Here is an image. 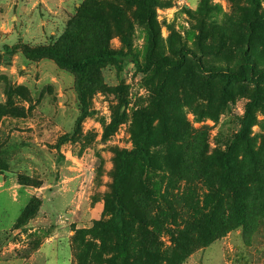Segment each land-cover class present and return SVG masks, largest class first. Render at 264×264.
Masks as SVG:
<instances>
[{
    "label": "rangeland",
    "instance_id": "obj_1",
    "mask_svg": "<svg viewBox=\"0 0 264 264\" xmlns=\"http://www.w3.org/2000/svg\"><path fill=\"white\" fill-rule=\"evenodd\" d=\"M159 1L149 28L128 0H0V174L32 192L33 211L16 228L24 201L0 212L8 227L17 218L0 229V264H116L117 154L143 131L151 164L132 163L122 195L127 264H264V0ZM67 34L80 36L75 58L124 50L123 35L142 61L192 55L179 69L105 62L80 76L25 52L61 48ZM198 61L252 68L238 80ZM250 103L232 160L247 217L222 225L218 157Z\"/></svg>",
    "mask_w": 264,
    "mask_h": 264
},
{
    "label": "trees",
    "instance_id": "obj_2",
    "mask_svg": "<svg viewBox=\"0 0 264 264\" xmlns=\"http://www.w3.org/2000/svg\"><path fill=\"white\" fill-rule=\"evenodd\" d=\"M135 2L139 10L141 11L142 21L149 27L153 26V11L152 7L159 4V0H128ZM82 36V34H81ZM80 36L66 35L68 39L67 43H63L61 48L57 47H38L36 49H25L27 55L32 57H41L44 55L52 56L59 65L64 68L76 71L80 76L84 75L88 64L92 63H105L115 62L119 65L123 62H131L134 66L141 71H146L152 66L160 70L179 69L187 62V56L192 53L185 47L180 46L177 48L178 59L176 61H168L165 59H156L148 56L145 60H140L138 56L133 52L131 40L128 35L122 36V42L124 43V50H108L88 52L79 58L73 57L70 53L71 47L69 43L80 40ZM71 38L72 40H69ZM214 74H223L227 77H234L238 80L245 79L246 71L245 67L251 69L252 65L249 62L243 63L240 71L237 72L229 67H211L204 69ZM84 113H86L84 111ZM83 116V114H82ZM253 116L251 112V103L246 108V113L242 124L237 133L234 134L230 145L227 150L218 157V162L222 170L221 189L227 194V200L229 204L230 214L226 219H221V224L225 222H235V225L243 224L247 217L248 199L246 194V181H244L241 175L234 173L232 166L233 150L235 145L243 140H247L249 127L251 125ZM149 133L143 131L139 134L135 146L131 150H122L117 154V164L115 169V175L113 180V199L114 205L111 210V217L108 221L109 225L115 232L116 242L115 250L116 254L112 258L116 261V264H127L128 249H127V232L125 229V214L124 206L122 202L123 188L127 178L131 175L130 170L132 163L141 162L145 166L151 164V153L149 151ZM32 202L29 200L28 204L19 216V221L15 223V228L19 226L21 221L30 217L33 214L31 209ZM210 241V240H209Z\"/></svg>",
    "mask_w": 264,
    "mask_h": 264
},
{
    "label": "crops",
    "instance_id": "obj_3",
    "mask_svg": "<svg viewBox=\"0 0 264 264\" xmlns=\"http://www.w3.org/2000/svg\"><path fill=\"white\" fill-rule=\"evenodd\" d=\"M31 196H32V192L29 189H27L20 183L15 184L12 179H6L4 175L0 174V208H1L0 212L5 213V211L8 210L6 208L9 207L11 204L13 203L20 204L21 202L24 201L25 203L24 206L20 208V212H21L22 209L28 204ZM22 197H24V199H22ZM15 220L12 221L10 226L8 227L4 225L5 220H3L2 218V222H0V229L11 228Z\"/></svg>",
    "mask_w": 264,
    "mask_h": 264
}]
</instances>
